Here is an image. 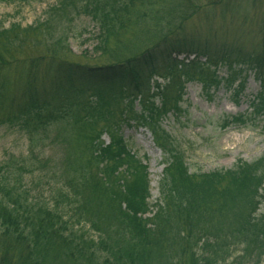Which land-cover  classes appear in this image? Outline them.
<instances>
[{
	"label": "trees",
	"instance_id": "16d2710c",
	"mask_svg": "<svg viewBox=\"0 0 264 264\" xmlns=\"http://www.w3.org/2000/svg\"><path fill=\"white\" fill-rule=\"evenodd\" d=\"M82 17L96 29L100 64L68 48L67 25ZM195 18L200 26L187 33ZM227 29L237 35L226 38ZM248 73L259 90L224 129L264 118V0H55L43 20L0 24V127L28 143L24 160L0 163V264H264V153L191 174L162 127L181 114L187 84L207 98L225 88L237 102ZM128 122L147 128L163 156L153 206L146 160L119 131ZM58 125L67 135L50 139ZM50 140L77 158L70 177L55 175L51 156L40 159ZM47 171L45 189L23 184Z\"/></svg>",
	"mask_w": 264,
	"mask_h": 264
},
{
	"label": "rangeland",
	"instance_id": "374dc122",
	"mask_svg": "<svg viewBox=\"0 0 264 264\" xmlns=\"http://www.w3.org/2000/svg\"><path fill=\"white\" fill-rule=\"evenodd\" d=\"M54 2L55 0H15L14 3L7 4L1 1L0 24L5 27L11 23L27 26L38 20H43ZM246 2L248 3V1ZM246 2L242 3V7H246ZM259 12L260 8L256 4L252 8V13L259 16ZM219 17L220 14L215 12L216 23L211 21L212 27H216H213L214 29H217ZM253 17L254 24H250L254 27L260 26L259 19L255 16ZM67 26H70L67 31L68 48L75 56L76 61L82 64H100L101 61L93 54L96 29L92 22L88 18L82 17ZM199 26L200 22L195 18L186 27V32H194ZM227 30L224 32L226 38L231 39L232 35H237L235 31ZM244 42L248 43L246 46L250 49L254 39L249 36L247 40L244 39ZM183 57L181 56L179 59L181 60ZM218 75L220 78H225L227 75L226 69L219 68ZM258 90L259 84L255 81L252 73L247 74L244 91L238 97L237 102L233 100L232 94L227 92L225 88H220L211 97L207 98L202 92L200 85L195 83L186 85L185 95L181 104V114L166 116L162 120V127L183 151L189 173L230 170L239 161L251 163L262 156L264 153V135L261 133V127L264 126V118L253 125L244 127H228L224 129L223 126L226 119L249 111V104ZM87 95L80 97V99L84 97L86 100ZM110 109L111 106L109 107ZM138 110L139 106L135 103V111L138 112ZM67 126L58 125L55 127L50 139H54L57 131L62 134V137L66 136L67 134L64 132L63 127ZM119 131L123 139L138 152V157L146 160L145 164L147 165L150 186V199L148 202L150 206H153L159 198L158 184L163 170L162 153L154 144L147 128L140 127L134 122H128L127 124L123 123ZM100 140L104 145L108 144L106 135L103 134ZM45 147L46 150L40 159L47 161L51 159V156L52 160L49 161V168H54L55 175L56 173L63 174L64 172L70 177L78 164L76 163L77 158L74 160V156H64L67 144L64 145L61 140H58V142L50 140L45 144ZM27 148L28 143L23 134L17 130L0 127V163L9 156H14L17 161L24 160L27 156ZM42 160L40 161L42 162ZM72 162L74 166L71 171L67 166L72 165ZM65 168L67 171H65ZM77 171L78 169L75 170V172ZM44 176L45 178L38 173L29 177L25 175L23 184L31 187L32 183L38 180L41 182L43 189H45L47 180H51V178L48 177V171ZM257 215H264V201Z\"/></svg>",
	"mask_w": 264,
	"mask_h": 264
}]
</instances>
